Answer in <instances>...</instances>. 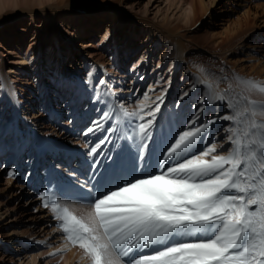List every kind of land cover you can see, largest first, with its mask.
Listing matches in <instances>:
<instances>
[{
	"label": "bare ground",
	"instance_id": "bare-ground-1",
	"mask_svg": "<svg viewBox=\"0 0 264 264\" xmlns=\"http://www.w3.org/2000/svg\"><path fill=\"white\" fill-rule=\"evenodd\" d=\"M155 1L0 0V114L6 119L5 123H0V154L6 153V156L3 157L4 163H13L12 170L17 169L19 178L24 171L26 172L21 184L12 182L9 177L7 178L8 185H0V208L4 209L3 212H0V217L14 215V219L23 221L25 234L22 236V240L34 238L39 248L42 247V244L49 245L46 246L47 249L41 250V253L48 252L50 248L52 253H55L57 248H63L66 244L63 236L58 234L59 231L53 226L48 229L49 241L42 240V244H39V237H36L39 229L26 223V220L34 221L36 218H41L45 222L44 228L51 225L48 210L39 208L38 204L35 205L33 212L25 207V204L35 201L36 197L31 196L27 200L24 193L30 191H23V188L27 186H31L30 190L39 189L44 180L41 179L42 172L38 165L46 158L50 160V165L48 164L50 169L55 172L52 179L54 180L55 176L58 191L63 196L62 201H67L66 203L70 205L71 209L82 212L87 202L74 198L73 190L85 194L90 193L91 197H94L97 191H105L115 183L157 169L158 161L161 158L160 154L168 140L182 127L183 121L180 117L185 114L191 117L197 110L190 106V103L182 105V101L186 97L181 99L183 95H180L176 98L175 92L178 89L189 92L196 86H200L198 88L201 90L200 98L215 99L216 93H224L205 78L200 71L193 69L187 56L189 51L187 42L192 40V43H195L197 37L184 33L185 31L190 32V29L198 28L197 24L201 23L202 25L209 16H212V13L217 9L216 2L219 0H165L163 7L159 5V2L151 7ZM247 11L249 12V10ZM100 12L106 14L104 15L106 17L104 28L102 25L100 26V22L102 23L100 21L102 13ZM253 13L255 18L257 12ZM39 16H41V20L38 21ZM199 17L200 19H197ZM244 17L245 15H242L240 21L238 19L233 27L222 30L225 37L223 42L233 40L234 45L236 42L239 43L242 39L248 38L249 32H252V39L259 37L257 31L264 28L263 24L255 21L248 27L247 18ZM243 20H245L244 23H242ZM210 23H213L212 18ZM2 26L4 27L2 28ZM210 28L211 25L201 26L200 35L207 40L209 37L206 36V33ZM82 34L89 35V39L81 44V48L76 51L75 45ZM94 36L98 37V41ZM160 44L164 45V48L162 53L156 56L152 51L156 47H161ZM142 45H144V50L140 53V58L137 61L126 62L125 60L129 56L126 50L129 48L134 51ZM198 45L194 44L193 46L197 47H192L193 50L200 49L201 47ZM229 47L221 49L219 46L217 50H226ZM66 50L70 54L79 51L80 57H82L80 65L77 62L78 59L74 57L70 62L65 60L64 67L66 68L62 74L61 69L59 72L57 68L58 63H53L57 75L64 76V82L68 80L64 85L67 89L62 91L61 95L58 93L53 95L54 103L48 107L49 110L32 106L31 111L22 112V106L34 105L33 100L39 98L40 88L44 82H41L37 88L33 87L32 81L27 82L25 71L28 65L18 67V61L29 62L34 58L35 61H33L38 72L42 61L48 62L51 53L56 58L55 61L58 62L59 57L56 55L59 54L63 59ZM121 50L126 51V58L122 62H118ZM86 57L89 58L86 59ZM92 62L99 65L103 73L102 79L108 82L121 102H124L122 93L125 91L122 85L127 84L124 79L128 75L131 76L128 78L130 82L136 81L141 87L145 82H148L147 90L152 89L149 91L150 100L155 101L157 96L164 93L161 116L158 117L148 154L143 161L137 158L135 146L123 138V127L117 133L111 134L116 139L112 138L113 140L110 141V138L103 144V146L107 144V148L112 144L109 155L105 156V153H101L95 157L86 156L84 145L79 144L80 141L69 142L56 127L54 120H59L65 109L68 108L69 111L75 109L72 106H78L82 98L84 100L90 98L88 105L92 108L97 107V110L104 108L103 103L99 104L95 99L97 90H93L88 84L86 76L82 75L86 66H90ZM179 69H183L182 75L176 78L175 73ZM251 69L256 72L260 70L254 66ZM70 73L73 76H67ZM23 79H26L24 80L25 84L30 86L27 91L24 88ZM69 81L76 82V86L71 90H69L71 87ZM206 85L210 87H206ZM43 88L46 90L50 86H43ZM47 94H50L49 90ZM125 105L129 107V110L135 107V104L131 102ZM222 106L223 103L219 101L215 104H199L198 108L204 109L201 122L209 119ZM208 110H210V115ZM41 112L51 114L53 122L45 121ZM25 128H31L30 135L24 132ZM5 131L11 133L9 138L4 137ZM210 134L209 128L207 135L210 136ZM209 142L210 138L199 143ZM24 157L32 158L28 168L23 167ZM40 160L42 162H39ZM114 161H117L118 165L114 164ZM93 172H95V176H93ZM4 236V231L0 228V237L3 239ZM22 244L29 248L32 245L31 241L22 242ZM5 248L4 246L0 247V264H8V259H11L10 264H16L14 262L16 260H12L13 256L9 255ZM16 251L12 252L13 255H20V252ZM150 251L151 249H145L143 253L148 254ZM33 253L34 251H31V256L28 259L31 264L37 258L36 253ZM82 256L83 253L78 247L68 245L63 252L51 255L49 260L52 264L87 263L86 260L81 259Z\"/></svg>",
	"mask_w": 264,
	"mask_h": 264
},
{
	"label": "snow or ice",
	"instance_id": "snow-or-ice-1",
	"mask_svg": "<svg viewBox=\"0 0 264 264\" xmlns=\"http://www.w3.org/2000/svg\"><path fill=\"white\" fill-rule=\"evenodd\" d=\"M235 79L236 96L224 92L199 100L200 105L226 102L231 114L201 122L204 109L194 104L196 112L171 135L157 169L97 191L84 214L62 202L61 193L41 192L42 206L53 213L66 241L49 255L71 245L82 251L87 264H264V81ZM95 87L97 102L105 103L101 96L114 99L84 135L114 134L123 127V138L143 161L164 93L149 102L145 92L129 110L106 80ZM217 120L230 122L224 129L227 148L220 142L199 143L209 139ZM110 121L112 126L105 128ZM109 139L105 136L87 154L98 155ZM145 249L150 253L143 254Z\"/></svg>",
	"mask_w": 264,
	"mask_h": 264
},
{
	"label": "rangeland",
	"instance_id": "rangeland-1",
	"mask_svg": "<svg viewBox=\"0 0 264 264\" xmlns=\"http://www.w3.org/2000/svg\"><path fill=\"white\" fill-rule=\"evenodd\" d=\"M144 1L145 0H141V2H144ZM158 2H159V5L163 7L166 1L156 0L151 7H154V5ZM216 7H217L216 11H214L212 13V16H209L203 22L202 25L201 23L197 24L198 28L190 29V32H187V31L184 32L188 35L197 37V41L195 43H192V40L187 42L188 48H189L188 49L189 51L187 52V56L189 58L191 66L193 67L195 71H200L205 76V78H207L212 84H214L218 89H221L223 92H226L229 98H232L236 96V94L239 93L240 91L239 87H237V81L235 77H242L246 79L251 78L257 81H264V28L257 31L259 35L257 39H252L253 38L251 34L252 32H249L248 34L250 35L248 36V38H244L242 40L240 39L241 41L239 43L236 42L234 45H233L234 43L233 40L223 42V39L225 37H224V32L222 30H225L228 27H233L236 24L238 19H239L238 21H240V19L242 18V15H245V17L247 18L246 22H247L248 27L253 25L252 23L255 21L256 23H260L261 25L263 24L264 26V0H219L216 2ZM247 10H249V12ZM253 12H257L256 13L257 15L255 16V18H254L255 14ZM104 15H106L105 12H103L102 15L100 16V19H101L100 21H102V23L100 22V26L102 25V28L105 27V21H106V17ZM211 18L213 20V23H210ZM197 19H200V17ZM39 20H41V16H39L38 21ZM244 21L245 20H243L242 23H244ZM205 25H211V28L206 33V36L209 37L208 40L203 38L200 35L202 32L201 26H205ZM3 27L4 26H2V28ZM79 38L77 40L78 42L75 45L76 51L79 48H81V44H84L85 41L89 39V35L82 34V37H79ZM94 38H96L97 39L96 41H98V37L94 36ZM194 44H199L198 47H201V48L198 50H193L192 47H197V46H193ZM143 46L144 45L136 48L134 51L128 48L126 51L129 53V56L127 57L125 61L126 62H131L134 60L137 61L140 58V53L144 50ZM160 46L161 47H156V49L152 51L156 54V56L162 53L164 45L160 44ZM219 46L221 47V49H223L226 46H230V47L226 50L218 51L217 48ZM126 51L123 52L121 50L119 54L118 62H122L126 58V55H125ZM56 57H59L58 62L55 61L56 58H54V56H52V53H51L49 55L48 62H45V60L42 61V65L38 67L39 68L38 72L36 71V67H35L36 64L34 62L35 61L34 58H32L29 62L28 61L22 62L20 60L18 61L19 62L17 64L18 67H22V65H25V64L28 65L27 66L28 68L25 71L27 78H28L27 82L32 81L33 87L37 88V86H39L41 82H44L43 86H50V88L46 90H43L45 88L41 86L40 92H39V95H40L39 98H36L35 100H33L34 105L28 104L27 106L29 107L22 106V112L31 111L32 106H34V108L42 107V110H49L48 107H50V105L54 103L53 95L57 93L61 95V92L67 89V87H65L64 85H66L68 80L64 82V76L62 77V76L57 75V70L55 69V66L53 65V63H58L57 68L59 72L61 69V74H62L63 70H65L66 68L64 67V64L67 61L70 62L71 58L74 57L78 59L77 62L79 65L81 64V61H82V57H80L79 51L72 52L70 54L66 50L64 53L63 59H61L59 54H57ZM87 58L89 57H86V59ZM30 64L32 65L29 67ZM78 64H75V65H78ZM253 66L256 67L257 70L258 69L260 70H258L257 72L252 69L250 70V68H252ZM166 67L164 66L165 69ZM182 70L183 69H179L178 71H176L175 73L176 78H179L182 75ZM83 71H84V74L82 75L86 76L87 81H89L88 84L93 88V90H96V87L94 86L98 85L99 80L102 79L103 77V73L101 69L99 68V65L97 63L92 62V64L90 66L87 65ZM71 75L72 74L70 73L67 76H71ZM128 78H131V76L128 75L124 79V81L127 82V84L122 85L123 88H125V91H123L122 93V99L125 104H128L131 102L136 105L138 100L144 99L145 92H148L149 94V90H147L148 82H145L144 85L141 87L139 86V83H137L136 81L130 82V79ZM24 80L26 79H23V81ZM25 82L26 81L23 82L24 88L27 91L29 90L30 86L28 84H25ZM69 82L71 85L69 90H71L72 87L76 86V82L74 81H69ZM199 87L200 86H196L194 89L188 92V95L185 96L186 99L182 101L183 106L185 105V103H190L189 104L190 106H193L194 104H196L197 107L199 106V100L201 96V90L198 89ZM41 89H42V92H41ZM48 90L50 94H47ZM183 94H184V91L181 89H178L175 92V97L178 98L180 95H183ZM90 100H91L90 98H88L87 100H84V98H82L78 106H72V107H75V109H73L72 111H69L68 108L65 109L61 118H59V120H56V121L52 119L51 114H48V112L46 113L41 112L43 115V119L45 121L52 123L54 120V123H56V127L60 130V133L67 138L66 140H69V142L70 141L75 142L76 140L77 142L80 141L79 144L84 145V154L86 156H89L87 154L89 151V148L92 146H95V144L99 143V141L102 140L105 136H109L111 138L110 141H112L113 140L112 138H114L111 134L107 133L106 131H95L93 133H89L87 136L83 135L88 127L93 126L92 121L96 120L100 115H102V112L99 110L103 108H99L98 110H97V107L92 108L90 105H88ZM101 100L105 101V103H103L104 108H106L107 102L112 101L111 98L109 99V97H104V96H101ZM151 101L152 99L149 100V102ZM174 103H176V101H174ZM99 104H102V103H99ZM70 108L71 107H69V109ZM207 112L210 115V110H208ZM215 112L209 117V119H212L216 116H223L226 114H231V110L227 108L226 102L223 103V106ZM188 118H190V116L186 114L180 117V119L183 121V124L186 123V120ZM5 122H6V119H4V117L0 114V123L3 124ZM183 124L181 123L182 127H183ZM110 126H112L111 121L105 124V128L110 127ZM229 126H230V122L223 121V120H217L216 124L210 127V131H211V134L209 136L210 142H220L224 144L225 148L229 147V145L226 142L227 133L224 131V129ZM24 132L30 135L31 128H28V129L25 128ZM4 134H5L4 137H7V138L11 136V133L9 131H5ZM0 139H1V136H0ZM89 140H90V143H88ZM86 144L89 146L88 148L85 147ZM76 145L78 147V143ZM111 147H112V144L111 146H109V148H107V144L106 146H103L102 144L100 146V149L98 150V153L103 152L105 153V156H107L109 155V150L111 149ZM71 152H73V150H71ZM4 156H6V153L0 154V185H8L7 178L10 177L9 176L10 171L14 173V176H12L13 178L11 177L12 182L21 184L23 182V179L26 176V172L24 171L23 174H21V177L19 178V173L17 169L12 170L13 163H4L3 161ZM27 158L28 160L26 161ZM31 160L32 158L24 157V162L22 163L23 167L28 168V166H30L29 161ZM39 162H42V160H40ZM49 162H50L49 158H46L45 161H43L40 165H38L39 170H41L42 172L41 179L44 180L43 183L40 185L39 189H36L35 191L30 190L29 187L31 186H27L23 188L24 189L23 191H26V192L27 190L30 191L29 193H24L26 194L24 195V197L27 200L31 196L36 197L35 201L31 203H27L28 205L25 204V207L31 210L30 212H33L32 210L34 209L35 205L38 204L39 208L48 210V212L50 213L49 223L51 225H48V227H45V228L43 227L45 222L41 218H36L34 219V221L26 220V223L30 224V226L34 227L35 229H39L38 230L39 233L36 234V237H39V240H38L39 244H42V240L49 241L47 237L48 232H49L48 230L49 227L53 226L54 229L56 228L57 230L58 223H59L57 220L54 219L53 213L50 211V209L44 208L42 206V202L39 198V194L41 192L54 191V192L59 193L56 182L52 179L55 172H53L52 169H50ZM17 189L19 190L20 187ZM62 198L63 196L61 197V199ZM3 210L4 209L0 208V212H3ZM86 210L87 209L85 206L82 212L78 210L76 211L74 210V211L76 212V214L80 215V214H84ZM13 216L14 215H12L11 217L8 215L6 216L4 215L0 217V225H2L0 228L2 229V231H4V235H5L3 239L0 237V245H1L0 247L2 246L6 247L5 248L6 252L9 255L13 256L12 260H16L14 261L16 262V264H31L30 260H28L29 257L31 256V251H34V253H36V256H37L36 261L33 264H37L38 262H40L41 264H52L49 260V257H50L49 253H52L51 248L48 250V252H45V253L40 252L43 249H47L46 246H49V245L42 244V247L39 248L38 244H36V242L34 241V238L26 239L29 242L31 241L32 245H30V248L28 246L25 247L24 244H22V242H27L26 240H22V236L25 234L23 230L25 228V224L23 223V221H20V219H14L15 216L14 217ZM58 234L62 235L61 232H58ZM7 241L9 242L7 243ZM51 246H53V244H51ZM13 251L20 252V255L14 256L12 253ZM10 260L8 259V264H10L11 262ZM84 264H87V263H84Z\"/></svg>",
	"mask_w": 264,
	"mask_h": 264
}]
</instances>
